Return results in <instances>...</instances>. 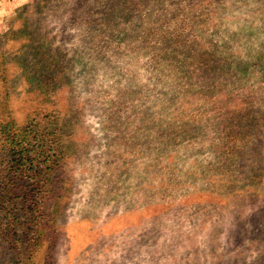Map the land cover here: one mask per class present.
<instances>
[{
	"label": "rangeland",
	"instance_id": "obj_1",
	"mask_svg": "<svg viewBox=\"0 0 264 264\" xmlns=\"http://www.w3.org/2000/svg\"><path fill=\"white\" fill-rule=\"evenodd\" d=\"M8 118L0 264H264V0H0Z\"/></svg>",
	"mask_w": 264,
	"mask_h": 264
},
{
	"label": "trees",
	"instance_id": "obj_2",
	"mask_svg": "<svg viewBox=\"0 0 264 264\" xmlns=\"http://www.w3.org/2000/svg\"><path fill=\"white\" fill-rule=\"evenodd\" d=\"M4 123L5 124H3L1 126V130H0L1 131V135L2 134H5V133L10 134L9 132H11L13 130H14V132H17L18 131L17 128H19V127L17 126L16 122L15 121L11 122L10 121V118H8ZM12 135L13 136H12V139L11 140L17 141V139H16L17 138V135L16 134H12ZM24 136H26V135H24ZM37 149H38V147H36L33 144H31V145L30 144H26L25 146H23L21 143H20V146H18V147L12 146L9 149V153H10L11 157H13V159L16 161V164H17V165H15L14 168H16L19 173H21V174L24 173L25 168L28 167L27 166V163L30 162V159H29L28 156L32 153V151H36ZM40 149H41V145H40ZM43 157H44V155L40 151V152L37 153L36 158L33 159V160L31 159V161L35 162V161H38V159H41ZM30 169L31 170H34L32 168V166H31ZM23 178L24 179H27L28 176H23ZM34 179H36V178H34ZM14 180L15 179H12L11 180V184H13ZM0 192H1V194H0V216L2 214H4V216H5L6 220H7V219L10 218V213L6 211L7 202L6 201L3 202V200H6L7 199V196L11 193V191H10L9 188L7 189V187L4 186V187H2L0 189ZM1 204H3V205H1ZM0 221H1V219H0ZM5 224H7V226H6L5 229L6 230H9L11 228V225L8 222H6ZM24 226H26L25 223H24V225H22V227H24Z\"/></svg>",
	"mask_w": 264,
	"mask_h": 264
}]
</instances>
